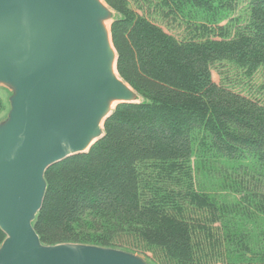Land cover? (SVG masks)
Instances as JSON below:
<instances>
[{
	"label": "trees",
	"instance_id": "16d2710c",
	"mask_svg": "<svg viewBox=\"0 0 264 264\" xmlns=\"http://www.w3.org/2000/svg\"><path fill=\"white\" fill-rule=\"evenodd\" d=\"M104 1L119 75L143 102L47 171L42 243L264 264V0Z\"/></svg>",
	"mask_w": 264,
	"mask_h": 264
},
{
	"label": "water",
	"instance_id": "95a60500",
	"mask_svg": "<svg viewBox=\"0 0 264 264\" xmlns=\"http://www.w3.org/2000/svg\"><path fill=\"white\" fill-rule=\"evenodd\" d=\"M104 0H0V264H151L130 251L45 245L35 230L47 171L88 154L117 107L142 97L119 75Z\"/></svg>",
	"mask_w": 264,
	"mask_h": 264
},
{
	"label": "rangeland",
	"instance_id": "374dc122",
	"mask_svg": "<svg viewBox=\"0 0 264 264\" xmlns=\"http://www.w3.org/2000/svg\"><path fill=\"white\" fill-rule=\"evenodd\" d=\"M116 13V12H115ZM116 19H115V21L117 20V18H118V14L116 13ZM213 79H214V81L216 82V83H219V78L217 77V75L216 74H213ZM9 92L7 91V90H5V89H3V88H0V97H1V99L3 100V102H4V104H5V111L0 115V120L1 119H3L5 116H6V114H7V112H8V110H9V105H8V98H9ZM127 251V250H126ZM144 257V256H143ZM144 258H146V257H144ZM147 259V258H146ZM151 263V262H150ZM151 264H153V263H151Z\"/></svg>",
	"mask_w": 264,
	"mask_h": 264
}]
</instances>
